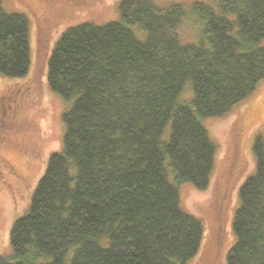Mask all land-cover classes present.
Masks as SVG:
<instances>
[{"label":"trees","instance_id":"obj_1","mask_svg":"<svg viewBox=\"0 0 264 264\" xmlns=\"http://www.w3.org/2000/svg\"><path fill=\"white\" fill-rule=\"evenodd\" d=\"M119 18L71 26L47 58L49 89L69 103L62 150L49 156L0 264H186L203 239L175 185L206 190L216 146L203 125L264 79V0L161 7L120 0ZM191 14L195 42L178 35ZM28 19L0 0V75L30 67ZM192 97L179 102L184 84ZM169 126V133H163ZM238 189L226 264H264V144ZM172 175L173 183L169 181Z\"/></svg>","mask_w":264,"mask_h":264},{"label":"rangeland","instance_id":"obj_2","mask_svg":"<svg viewBox=\"0 0 264 264\" xmlns=\"http://www.w3.org/2000/svg\"><path fill=\"white\" fill-rule=\"evenodd\" d=\"M120 0H1L7 12L24 14L28 19L30 67L27 75L11 79L0 75V114L9 113V97L17 98L15 118H0V131L24 125L8 134L9 143L0 150V254L11 256L9 231L13 222L28 209L30 196L43 174L48 158L62 150L65 131L62 114L69 103L55 95L46 81L47 58L56 40L65 30L81 23L102 25L119 18ZM195 2L216 7L218 0H155L161 7L181 4L186 10ZM187 14L178 35L195 42L201 26ZM264 46V39L262 40ZM190 82L178 98L189 102ZM203 125L216 146L214 166L206 190L189 183L175 185L180 209L198 219L203 239L197 254L186 264H226L229 249L235 243L232 220L239 205L238 189L254 173L253 144L260 136L264 144V79L246 99L222 117L206 118ZM2 129V130H1ZM169 126L163 133L166 139ZM14 168L11 173L2 163ZM173 183L172 175L168 176Z\"/></svg>","mask_w":264,"mask_h":264},{"label":"flooded vegetation","instance_id":"obj_3","mask_svg":"<svg viewBox=\"0 0 264 264\" xmlns=\"http://www.w3.org/2000/svg\"><path fill=\"white\" fill-rule=\"evenodd\" d=\"M7 100H10V102L8 104L9 105V107H8L9 113L7 114L4 111H1L0 118L4 115L5 116L7 115V118H9V119H16L15 113H16L17 108L19 107V104L17 103V98H12V97L10 98L9 97ZM12 124L16 125V128L14 130H17V128L19 130H22L24 128V125H18L17 122H13V123L11 122L10 125H12ZM0 127L3 128L4 126L0 125ZM14 130H12L10 132L0 131V150L3 149L9 143L8 134L12 133ZM2 163L6 166V168H8V170L11 171V173H13V174L16 173L14 171V168L11 165H9L7 162L3 161Z\"/></svg>","mask_w":264,"mask_h":264}]
</instances>
